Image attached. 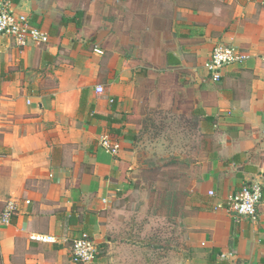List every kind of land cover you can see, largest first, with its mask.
<instances>
[{
  "label": "crops",
  "instance_id": "0c3cea01",
  "mask_svg": "<svg viewBox=\"0 0 264 264\" xmlns=\"http://www.w3.org/2000/svg\"><path fill=\"white\" fill-rule=\"evenodd\" d=\"M9 1L49 41L17 48L0 36V214L15 205L0 221V264H71L84 232L109 246L87 264H127L114 237V205L130 184L121 165L144 170L145 146L191 136L196 157H163L190 166L178 189L194 256L185 264H264V194L255 222L224 207L264 176V0H87L91 16L114 11L116 42L94 24L85 36V0ZM218 44L248 58L214 83L203 65Z\"/></svg>",
  "mask_w": 264,
  "mask_h": 264
},
{
  "label": "rangeland",
  "instance_id": "374dc122",
  "mask_svg": "<svg viewBox=\"0 0 264 264\" xmlns=\"http://www.w3.org/2000/svg\"><path fill=\"white\" fill-rule=\"evenodd\" d=\"M80 7L85 14L83 23L86 37L90 35L89 25L94 24L96 28H111L114 42L120 39L121 31L116 27L113 10L105 13L98 10L97 15L91 16L87 0ZM143 149L148 163L144 170H128L123 165L120 168L121 179L126 178L130 184L124 187L114 205L117 216L123 220L117 223L114 237L118 247L126 250L127 264H168L164 259L169 255L175 259L170 264H185L194 256L183 241V193L178 189L183 188L184 176L188 174L190 166L178 168V163L166 161L163 157L174 152L182 157L187 154L196 157L200 144L191 136L172 148L147 145ZM98 248V254L103 256L109 246L102 242L98 243Z\"/></svg>",
  "mask_w": 264,
  "mask_h": 264
},
{
  "label": "built area",
  "instance_id": "2783aa9c",
  "mask_svg": "<svg viewBox=\"0 0 264 264\" xmlns=\"http://www.w3.org/2000/svg\"><path fill=\"white\" fill-rule=\"evenodd\" d=\"M0 36L8 38L17 48H24L29 45L45 44L49 41V35L41 28L31 24L29 18L14 10L9 0H0ZM248 56L238 48L231 45H215L209 58L203 65L207 77L211 82H218L224 68L244 62ZM103 89L96 87V93L102 94ZM103 148L116 153L119 144L109 136L101 140ZM213 196L212 192L208 193ZM264 176L262 180L247 183L231 195L225 204V209L233 215L255 222L257 219V208L263 199ZM15 205L7 202L0 214V221L8 223L14 215ZM30 240L41 243H53L55 237L43 234H33ZM98 243L88 233L84 232L75 238L70 246L71 264H87L93 262L99 255Z\"/></svg>",
  "mask_w": 264,
  "mask_h": 264
},
{
  "label": "trees",
  "instance_id": "16d2710c",
  "mask_svg": "<svg viewBox=\"0 0 264 264\" xmlns=\"http://www.w3.org/2000/svg\"><path fill=\"white\" fill-rule=\"evenodd\" d=\"M81 101H83V100H81ZM93 115H94V117H96L97 119H100V120L104 119V120H107L108 122H112L111 119H110L109 117L104 116V115H102V114L95 113V114H93Z\"/></svg>",
  "mask_w": 264,
  "mask_h": 264
}]
</instances>
